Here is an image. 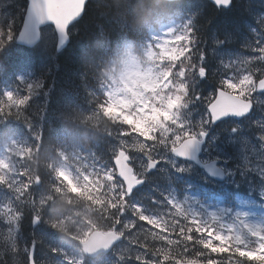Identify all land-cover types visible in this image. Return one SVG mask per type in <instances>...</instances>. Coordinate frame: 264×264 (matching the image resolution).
<instances>
[{
  "label": "trees",
  "instance_id": "obj_1",
  "mask_svg": "<svg viewBox=\"0 0 264 264\" xmlns=\"http://www.w3.org/2000/svg\"><path fill=\"white\" fill-rule=\"evenodd\" d=\"M26 5L27 0H0V24L12 20L14 28L19 30ZM260 13H264V0H233L229 9L217 8L207 0L174 3L90 0L84 15L72 27L71 40L61 53L55 52L52 39L34 49L18 46L15 39L10 42L0 52V92L15 90L20 83L17 77L38 78V83L27 85L34 97L30 102L27 95L23 96L24 103L20 102L19 94L15 98L0 96V150L10 137L15 141L14 148L5 152L7 166H0V203L5 208L0 205V264H29V246L34 243L36 264H93L76 248L74 237L80 239L95 228L120 229L126 234L124 244L146 249L124 250L131 254V261L137 256L153 257L155 264L183 258L225 264L238 260L239 257L209 256L207 246L201 247L198 243L207 239L205 236L209 233L189 235L193 227L187 215L181 220L165 213L163 193L174 190L180 197L192 191L190 172L184 174L168 168L162 173L147 174L144 160H135L138 171L148 177V183L136 193L142 199H130L164 220L149 228L151 222L141 224L145 220L141 219L137 208L131 213L136 219L127 214L131 201L125 200L123 184L115 177L113 157L119 145L135 155V136H148L145 141H151V135L113 110L109 88L118 86L115 79L124 69L127 51H143L151 28L158 29L178 15L183 24L179 28L183 37L174 43V54L165 60L163 75L170 86L160 90L164 99L158 102L164 109L177 112L190 132L199 122L198 114H203L205 102L201 100L188 106L184 99L187 85L193 80L191 66L195 64L188 56V41L199 37L192 47L205 51L209 69L208 78L196 81L193 87L204 97H211L220 76L217 70L221 67V59L227 62L230 58L253 54L246 46L255 38L253 30L258 29ZM190 16L198 25L194 37L188 36ZM36 87L40 88L38 93ZM263 108L264 95H259L250 116L239 121L228 119L216 127L207 123L206 128L211 133L234 135L233 144H229L225 136L219 151L227 164L237 163L231 159L235 157V145L239 146L240 140L246 138L258 143V134L264 131L258 120L261 113L264 116ZM158 113L161 118L162 115L167 118H162L166 123L153 124V133L159 132L155 135L160 144L176 141L178 134L184 136L183 127L176 128L168 115L160 110ZM146 146L161 151L156 142L146 143ZM139 148L144 150L145 146ZM63 155L68 156L64 162L75 170L78 158L88 162L94 170L88 181L82 177L76 182L69 181L57 171ZM200 173L194 168V191L203 194L204 201L221 202L227 209L234 208L251 186L244 181L241 172L231 175V182L224 185L203 180ZM37 178H40L39 185L35 182ZM255 185H258L256 181ZM259 205L264 211V201L259 200ZM35 214L43 219L37 228L31 223ZM82 223L84 226L79 230ZM198 225L206 226L194 218V227ZM152 229L156 232H144ZM130 230L139 232L131 233ZM69 239L75 247L68 244ZM192 240L197 243H190ZM184 245L189 246V251Z\"/></svg>",
  "mask_w": 264,
  "mask_h": 264
},
{
  "label": "snow or ice",
  "instance_id": "obj_2",
  "mask_svg": "<svg viewBox=\"0 0 264 264\" xmlns=\"http://www.w3.org/2000/svg\"><path fill=\"white\" fill-rule=\"evenodd\" d=\"M218 8H226L231 5L232 0H212ZM87 0H29L28 7L25 10V22L20 30L14 28V21L9 20L7 24H0V52L14 39L20 38L22 33H26L29 29L33 33L41 32V25H50L54 27L55 36L58 40L55 41L57 50L67 42V38L71 31V25L80 15H82L84 8L86 7ZM191 23L188 27L191 31L188 33L189 37H194L198 31V25L195 18L190 16ZM258 29H254L255 38L246 47L250 48L252 55L244 57L230 58L225 62L224 59L220 61V69L217 73H220L219 79L216 81V90L211 97H204L203 94L195 91L193 85L198 80L206 79L209 75V69L205 63L206 53L200 51L198 48H193L192 44L199 40L196 37L195 40L190 39L188 41L189 46V58L195 61V64L191 66V74L193 80L187 85V101L188 106L194 102L203 100L205 102V110L203 114L199 115V122L193 131L189 132V136H193L188 143H183L177 147L182 155L186 150L194 143H196L201 135L204 134L207 123L212 122L215 119L214 114L227 113L228 115H246L252 111L253 107L257 104L259 95H264V13H260L257 16ZM7 33V35H5ZM220 41H217L219 44ZM223 70L222 73L220 70ZM20 82L15 90L5 89L0 92V96L5 98L17 97L19 94V100L24 103L23 96H28V102L34 97L30 94L27 85L33 83L37 79L25 80L23 77H17ZM35 86V84H34ZM40 91L39 87H36V92ZM221 119L227 118V116L220 117ZM157 135L159 132L157 131ZM171 135V134H169ZM258 136L264 140V131L258 134ZM143 139V137H142ZM146 143L154 144L155 141H145ZM143 157L144 164L147 167H152L153 164H149V157L140 154ZM127 163L132 165V172L134 174L131 181V188L127 190L125 200H130L131 204L128 206V215L135 211V207H139L142 211L147 209L135 203L130 199L132 195L133 187L141 181L139 176H135L137 171V165L129 158ZM112 164L115 165L116 161L113 159ZM121 183L124 182V177L117 174L116 177ZM127 189V186H126ZM155 203V201H153ZM125 213H121L124 216ZM170 215V213H169ZM132 219H136L135 216H131ZM178 219H183L180 217ZM146 221H141V224H145ZM192 224L193 221L189 220ZM151 228V225H148ZM206 233H210L207 239L200 240L198 243L201 247H206V252L209 256H229L230 258L239 257L238 260H233V264H264V231L253 233L256 237L255 243H252L245 239L242 235H224L216 233L214 229H210L203 226H196L192 228L189 235L203 236ZM167 234V233H166ZM175 234V233H173ZM211 241V245H209ZM190 243H197L196 240L190 241ZM136 247V245H133ZM131 264H148L147 256L140 258L137 256ZM216 264H220L219 261Z\"/></svg>",
  "mask_w": 264,
  "mask_h": 264
},
{
  "label": "rangeland",
  "instance_id": "obj_3",
  "mask_svg": "<svg viewBox=\"0 0 264 264\" xmlns=\"http://www.w3.org/2000/svg\"><path fill=\"white\" fill-rule=\"evenodd\" d=\"M171 29H163L161 33H155L154 36L157 38V41L155 44L151 45L150 52L148 54L149 58H153L155 56V47L154 46H160L163 47L166 45L170 38ZM148 70H151L150 67H145L141 65V63L138 61V59H132L128 63V67L126 69V74L123 78V82L126 86V91L124 93L119 92L116 93L113 96V100L115 102L116 108L119 111H122L124 113H127L129 110H133L135 107L138 110L137 115H134L135 117H138L140 120V125L143 127H147L150 129V126L152 125L149 120L147 119V116L145 114V105L147 104V98L146 93H148V90L145 89L151 88L156 85V83L153 81L155 79L153 71L151 74L148 73ZM133 93L137 96V99L134 98ZM138 94V95H137ZM158 95V94H157ZM143 100L140 102V100ZM140 110V111H139ZM153 112V111H151ZM149 114V113H147ZM150 125V126H149ZM245 143L240 149L239 153L241 156V163L244 164V167L249 171H261L262 167L260 166L261 163L256 161L257 159V148L251 144H248V140L245 139ZM254 157H252V155ZM0 156V160H1ZM163 159L165 162L163 163V166L161 168H166L168 166L180 168L181 165H179L177 162L171 160V158H167L166 156H163ZM187 169H191V167L185 166ZM229 172H231V168H227ZM238 169V167L236 168ZM63 174L69 178H74V174L72 173V169L63 168L62 169ZM264 176V175H261ZM174 202L175 201H171ZM187 204L189 205V209H191V212L194 213V215L200 219L206 218L208 220H214L218 217L225 218L231 217L230 214L223 215V208H216L213 204L206 205L205 208H202L199 206L197 200L194 198V201H192L190 198L187 199ZM173 205V204H172ZM175 212L184 209L185 206L183 204L175 203L173 205ZM238 218L234 221L231 219V224H229L226 227L225 231L219 232V234L224 235H242L245 239L251 242V240H256V237L253 235V233H258L261 231H264V220L255 217L254 211H247L244 209H239L236 212ZM253 214V215H252ZM189 249V246H188Z\"/></svg>",
  "mask_w": 264,
  "mask_h": 264
},
{
  "label": "water",
  "instance_id": "obj_4",
  "mask_svg": "<svg viewBox=\"0 0 264 264\" xmlns=\"http://www.w3.org/2000/svg\"><path fill=\"white\" fill-rule=\"evenodd\" d=\"M88 1V0H87ZM84 12V11H83ZM83 15V13H82ZM82 15H80L77 19H79ZM76 19V20H77ZM75 20V21H76ZM25 22V19H24ZM74 22V21H73ZM24 25V23H23ZM43 26V25H41ZM40 26V27H41ZM40 40V32L33 33L31 29H29L26 33H22L20 38H18V43L24 44L27 46H34L38 41ZM69 38H67L68 43ZM66 44H64L62 47L59 48L61 50ZM250 113V112H249ZM248 113V114H249ZM246 114V115H248ZM246 115H228L227 113H220V114H214L215 119L212 121L213 124H217L219 121L223 120L220 117L227 116L228 117H234L236 119H240ZM226 119V118H224ZM193 138H188L186 139L183 143H188V141ZM200 147H201V142L197 141L196 143L192 144L185 152L184 155H182L179 151H177V148L173 149V154L177 157L180 158H187V159H192L196 161L201 167H204L206 171L214 178L223 180L225 178L224 171L220 168L217 167V161H212L209 164H202L199 161L198 155L200 154ZM129 157L126 155L124 151H120L119 155L117 158H115L116 161V167L118 169V175L124 177V181L127 186V190H130L131 188V181L133 179V172H132V167L127 163ZM150 164H153L152 167L149 168V171L154 169V162H150ZM142 181H140L138 184H141ZM135 185V186H136ZM134 186V187H135ZM133 187V188H134ZM133 190V189H132ZM119 239L114 233H102L98 232L97 234H94L92 236V240L85 244V252L88 255H95L101 251H108L111 247V245L114 243L113 241ZM179 264H184V263H179ZM187 264H202V263H187Z\"/></svg>",
  "mask_w": 264,
  "mask_h": 264
}]
</instances>
